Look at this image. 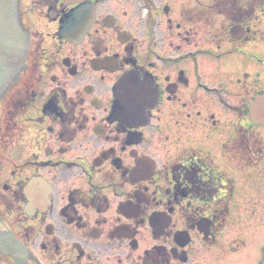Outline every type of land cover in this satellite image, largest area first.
Returning <instances> with one entry per match:
<instances>
[{"label": "flooded vegetation", "instance_id": "af4514ba", "mask_svg": "<svg viewBox=\"0 0 264 264\" xmlns=\"http://www.w3.org/2000/svg\"><path fill=\"white\" fill-rule=\"evenodd\" d=\"M84 1L97 19L77 44L58 31L82 2L19 1L30 43L0 94V264H200L182 236L203 237L209 218L218 242L236 195L242 232L264 233L251 222L264 208L252 115L264 0ZM120 14L141 15L126 43L104 23L112 15L120 34ZM126 72L157 94L148 124L116 93Z\"/></svg>", "mask_w": 264, "mask_h": 264}, {"label": "rangeland", "instance_id": "374dc122", "mask_svg": "<svg viewBox=\"0 0 264 264\" xmlns=\"http://www.w3.org/2000/svg\"><path fill=\"white\" fill-rule=\"evenodd\" d=\"M19 14L20 11H17ZM127 14V16L119 15L120 23L123 21V27L129 30L135 29L138 23L141 22V15ZM144 15V14H143ZM19 18L22 19L20 15ZM143 18V16H142ZM110 31V35L116 40L118 26L114 27ZM238 203V196L231 202V212L228 220L221 228V232L218 234V243L210 245L196 234H194V240L189 244L190 251L192 253V263L202 264H264V236L254 237L252 234L242 232V225L240 219L246 217L244 214V207ZM240 203V202H239ZM242 210V213L240 214ZM256 215L251 218L253 222L257 217L264 224V208L261 205L256 207ZM258 214V216H257ZM257 216V217H256ZM264 225H259L261 229ZM255 247V251L249 249Z\"/></svg>", "mask_w": 264, "mask_h": 264}, {"label": "water", "instance_id": "95a60500", "mask_svg": "<svg viewBox=\"0 0 264 264\" xmlns=\"http://www.w3.org/2000/svg\"><path fill=\"white\" fill-rule=\"evenodd\" d=\"M80 8L69 14V18L65 20L63 25V35L69 37L75 33L84 32L90 24L93 17V12L89 13L87 8ZM25 39L18 28L15 19L13 0H0V85L15 72L24 58ZM119 84L117 91L121 96L124 105L131 104L132 111L137 118H146V113L140 105L144 101L142 91H133V95L124 90L127 84V76H125ZM138 84V83H137ZM141 84V83H139ZM2 87V86H0ZM138 89V88H136ZM255 117L258 116L264 121V97L260 98L253 108ZM263 114V115H262ZM261 115V116H260ZM31 185L27 187V193L30 195ZM31 198V195H30ZM206 222L204 221L202 225ZM188 238L183 241V244L188 243Z\"/></svg>", "mask_w": 264, "mask_h": 264}, {"label": "bare ground", "instance_id": "6f19581e", "mask_svg": "<svg viewBox=\"0 0 264 264\" xmlns=\"http://www.w3.org/2000/svg\"><path fill=\"white\" fill-rule=\"evenodd\" d=\"M248 233L252 234L254 237H257L256 239H258L259 236L264 235V233L257 231V230H253V229H249ZM249 249H252L253 251H255L256 248L254 246L253 247L251 246Z\"/></svg>", "mask_w": 264, "mask_h": 264}]
</instances>
